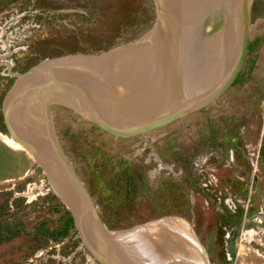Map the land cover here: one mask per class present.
I'll list each match as a JSON object with an SVG mask.
<instances>
[{"label":"rangeland","instance_id":"obj_1","mask_svg":"<svg viewBox=\"0 0 264 264\" xmlns=\"http://www.w3.org/2000/svg\"><path fill=\"white\" fill-rule=\"evenodd\" d=\"M157 18L154 0H0V264H102L44 168L8 140L1 105L16 75L102 55ZM250 23L233 83L162 127L116 136L49 102L62 153L109 231L167 218L196 236L208 264H264V0Z\"/></svg>","mask_w":264,"mask_h":264},{"label":"water","instance_id":"obj_2","mask_svg":"<svg viewBox=\"0 0 264 264\" xmlns=\"http://www.w3.org/2000/svg\"><path fill=\"white\" fill-rule=\"evenodd\" d=\"M154 2L158 18L153 27L102 55L93 56L98 58L94 67V94L101 114L89 110L85 104L47 93L38 99L44 134L59 171L80 197L103 251L85 244L102 264H121L113 255L115 232L105 227L92 197L62 153L51 125L49 102L73 108L116 136L143 133L215 101L237 77L247 50L253 0ZM34 69L16 75L17 79ZM16 87L2 101V116L11 140L39 162L40 149L27 137L17 134L7 109ZM105 116L136 121L122 125Z\"/></svg>","mask_w":264,"mask_h":264},{"label":"bare ground","instance_id":"obj_3","mask_svg":"<svg viewBox=\"0 0 264 264\" xmlns=\"http://www.w3.org/2000/svg\"><path fill=\"white\" fill-rule=\"evenodd\" d=\"M97 59L81 56L39 64L30 74L19 77L16 83L17 92L11 98L7 109L17 134L27 137L40 149L41 158L38 163L44 166L52 187L69 209H72L84 243L102 252L80 197L59 171L44 134L43 112L38 101L42 93H47L49 96L85 104L89 110L99 111L94 94V67ZM54 81L66 85L54 84ZM105 117L122 125L136 121ZM8 140L10 143H15L11 139ZM177 226L166 218V220H154L136 227L112 231L115 232L114 258L121 264H208L206 252L196 236ZM169 231L176 232L178 236L174 235V237L178 240L169 239L168 235L173 234Z\"/></svg>","mask_w":264,"mask_h":264}]
</instances>
